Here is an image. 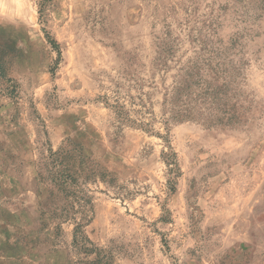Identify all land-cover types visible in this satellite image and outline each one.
Instances as JSON below:
<instances>
[{
    "label": "rangeland",
    "instance_id": "374dc122",
    "mask_svg": "<svg viewBox=\"0 0 264 264\" xmlns=\"http://www.w3.org/2000/svg\"><path fill=\"white\" fill-rule=\"evenodd\" d=\"M0 69V264H264V0H0ZM66 144L82 212L38 177Z\"/></svg>",
    "mask_w": 264,
    "mask_h": 264
},
{
    "label": "trees",
    "instance_id": "16d2710c",
    "mask_svg": "<svg viewBox=\"0 0 264 264\" xmlns=\"http://www.w3.org/2000/svg\"><path fill=\"white\" fill-rule=\"evenodd\" d=\"M194 67L195 66H193L191 70ZM187 75L191 77L190 74ZM201 84L202 87H199L201 88L203 93H200L198 95V100L204 105L208 104V108L212 111L211 108H214L215 104H217V98L210 97L207 93V91H209L208 87L205 86L203 88L204 85L203 83ZM174 99L175 96H173L171 100V97L168 95V99L166 98V103L173 104ZM230 110H232V107L229 109L227 107L220 109L222 117H215L212 121L210 120V123H217L225 126L233 125L236 122V116L234 115V112H231ZM194 118L195 115H193V113H190V111H188V113L177 111L165 117L163 119V123L166 127L167 123L170 120L181 121L183 119ZM122 121L126 123L132 122V119L124 110L123 105ZM167 163L172 164L169 161V158ZM172 170L173 168L170 169V171ZM37 171L40 181L46 183L50 188L51 196L60 194L65 199L71 200L72 203L76 202L78 204L79 211H84V207L89 201L86 198V195H84L81 191L80 183H82V181L89 180L92 176H94L96 174V170L87 160V158L84 157L80 148L72 144H66L59 147L57 150L48 149L47 155L42 157L41 161H39ZM66 214L68 213L65 212L64 214H61L63 216V219L69 216ZM72 243L77 247L78 251H83L85 253L93 252V250L91 249L92 243L84 234L82 230V224L80 222H76V225L74 227ZM95 262H106V259H104V257H99V259H96Z\"/></svg>",
    "mask_w": 264,
    "mask_h": 264
}]
</instances>
